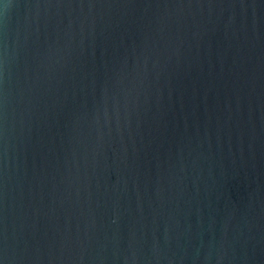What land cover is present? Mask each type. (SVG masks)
<instances>
[{
	"label": "water",
	"instance_id": "95a60500",
	"mask_svg": "<svg viewBox=\"0 0 264 264\" xmlns=\"http://www.w3.org/2000/svg\"><path fill=\"white\" fill-rule=\"evenodd\" d=\"M0 255L264 264V0H3Z\"/></svg>",
	"mask_w": 264,
	"mask_h": 264
},
{
	"label": "snow or ice",
	"instance_id": "6c2138e0",
	"mask_svg": "<svg viewBox=\"0 0 264 264\" xmlns=\"http://www.w3.org/2000/svg\"><path fill=\"white\" fill-rule=\"evenodd\" d=\"M2 2H3V0H0V3H2ZM7 6H8L7 4H3V7L6 8ZM0 264H5V260H4L2 255H0Z\"/></svg>",
	"mask_w": 264,
	"mask_h": 264
},
{
	"label": "clouds",
	"instance_id": "9594fccd",
	"mask_svg": "<svg viewBox=\"0 0 264 264\" xmlns=\"http://www.w3.org/2000/svg\"><path fill=\"white\" fill-rule=\"evenodd\" d=\"M7 7H8V6H7ZM7 7H6V8H7Z\"/></svg>",
	"mask_w": 264,
	"mask_h": 264
}]
</instances>
